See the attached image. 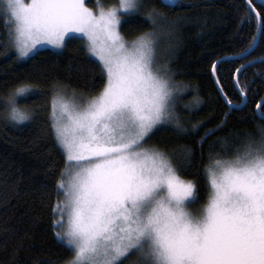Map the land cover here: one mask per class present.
Segmentation results:
<instances>
[{
  "label": "snow or ice",
  "instance_id": "6c2138e0",
  "mask_svg": "<svg viewBox=\"0 0 264 264\" xmlns=\"http://www.w3.org/2000/svg\"><path fill=\"white\" fill-rule=\"evenodd\" d=\"M161 3L178 6L176 0ZM247 3L257 36L238 53L241 59L258 38L264 40V15L252 0ZM144 8L145 0H120L118 8L96 14L85 0H5V14L15 23L17 62L34 60L47 45L62 55L71 34L81 33L106 77L99 95L87 100L75 93L69 100L54 85L48 130L41 133L51 134L65 157L56 184L65 199L51 209V226L73 253L66 264H126L132 256L135 264H264V129L243 151L228 139L210 146L204 166L208 202L198 212L189 210L200 199L197 184L180 175L192 166L195 150L187 145L171 152L144 147L161 126L172 125L177 136L198 135L202 127H184L175 112L177 86L153 68L155 29L167 17L151 9L143 23L153 31L137 37L131 47L121 35L123 25ZM178 24L179 18L170 26ZM36 94L38 88L23 84L0 95L7 120L35 122V112L21 110L17 103ZM257 108L264 109V101ZM259 115L264 118V110ZM215 131L200 137L201 153ZM216 143L220 151L213 152ZM46 195L41 192L42 198Z\"/></svg>",
  "mask_w": 264,
  "mask_h": 264
},
{
  "label": "trees",
  "instance_id": "16d2710c",
  "mask_svg": "<svg viewBox=\"0 0 264 264\" xmlns=\"http://www.w3.org/2000/svg\"><path fill=\"white\" fill-rule=\"evenodd\" d=\"M94 1L87 3L92 5ZM100 1L107 7L118 3ZM176 4L174 8L164 7L161 0H145L142 13L132 17L120 32L125 39L152 32L143 19L153 8L167 17V23H160L155 32L168 76L177 86L175 112L184 127H202L198 135L177 136L172 125L161 126L146 143L169 152L183 145L195 150L192 166L180 175L197 184L200 199L189 210L198 212L208 202L204 166L210 146L228 139L231 147L243 151L247 141L258 140L260 129H264V119L256 113L264 97V63L260 62L264 57V40L258 39L246 58L238 56L257 36V22L254 18L249 20L254 13H250L247 0H177ZM252 5L264 15L261 0H252ZM4 9L0 3V95L23 84L35 86L39 94L19 98L17 103L21 110L35 112V122H9L7 112L0 106V264H64L73 253L56 239L51 209L63 199L62 193L57 194L56 184L65 169V157L53 136L41 133L48 130L54 85L91 98L103 90L106 77L101 76L98 62L79 37H72L62 55L44 48L34 60L17 62L11 44L12 23ZM177 18L179 24L171 27ZM216 62V78L227 100L240 105L241 94L246 98L238 110L224 101L216 87ZM241 65L245 67L237 75L239 91L235 77ZM210 129H215V134L207 138L201 153L200 137ZM232 134H236L235 139ZM211 150L220 151V143ZM44 185L46 189H42ZM42 191L47 193L44 198Z\"/></svg>",
  "mask_w": 264,
  "mask_h": 264
},
{
  "label": "rangeland",
  "instance_id": "374dc122",
  "mask_svg": "<svg viewBox=\"0 0 264 264\" xmlns=\"http://www.w3.org/2000/svg\"><path fill=\"white\" fill-rule=\"evenodd\" d=\"M87 1H88V0H85V4H86V6H87L89 9L93 10V12H95L96 14H99V11H100L101 9L108 10V9H110V8H113V7L118 8V7H119V3H120V0H118V3H117L116 5H114V6H108V7H107V6H103V3H101L100 0H95V1L93 2L92 5H88ZM24 2H25V3H30L31 0H24ZM0 3H1V5H2V7L5 8V0H0ZM96 3H97V4H96ZM4 10H5V9H4ZM8 17H9V19L11 20V23H12V38H11V44H12V48H13V50H14V53L16 54L15 47H14V40H15V23L12 22V19L10 18L9 15H8ZM121 19H122V21H123V20H124V17L121 16ZM121 35H122V33H121ZM71 36H72V37H79V38H82V39L84 40V43H85V46H86V49H87V38H86V37H83L81 33H73V34H71ZM122 36H123V35H122ZM123 37H124V39H125V36H123ZM67 39H68V37H66V40H67ZM136 39H137V38H134V39H125V41L127 42L128 46L131 47L132 42H133L134 40H136ZM158 39H159V37H158V35L156 34V36L154 37V40L156 41V43H155V47H154L155 58H154V65H153V68H154V70L157 71L160 75H162V76H164L165 78H167V79L170 80V78H169V76H168L167 68H166L165 64L163 63V59H162V57H161L160 49H159V46H158V42H159ZM37 47L39 48L40 46L38 45ZM44 48L51 49V50H54V51H60V50H58V49H54L51 45H47V46H45ZM44 48H42V49H44ZM87 51H88V49H87ZM88 53H89V52H88ZM89 55H90V54H89ZM90 56H91V55H90ZM91 57L97 61V59H96L95 57H93V56H91ZM97 62H98V61H97ZM170 82H171V80H170ZM171 83H172V82H171ZM172 84H173V83H172ZM173 85H174V84H173ZM63 91H64V90H63ZM176 92H177V88H176V90H175V94H176ZM64 93L66 94L67 98H68L69 100H71V99L73 98V93H75V92H73V91H70V92L64 91ZM75 94H76V93H75ZM80 96H81V95L76 94V97H77V98L80 97ZM85 98H86V97H85ZM91 98H93V97H91ZM91 98H86V100H87V99H91ZM77 102H79V100H77ZM144 147H145V148H153V147L150 146V144H148V143H145V144H144ZM64 199H65V197L63 196V199H62L61 202H63ZM60 230H61V229H57V231H60ZM72 257H73V256H72ZM136 259H137V258H136L135 256H132V257H130V258L128 259V261H126V264H135ZM64 264H66V263H64Z\"/></svg>",
  "mask_w": 264,
  "mask_h": 264
},
{
  "label": "water",
  "instance_id": "95a60500",
  "mask_svg": "<svg viewBox=\"0 0 264 264\" xmlns=\"http://www.w3.org/2000/svg\"><path fill=\"white\" fill-rule=\"evenodd\" d=\"M176 2H177V0H176ZM259 39V38H258ZM258 39H257V43H258ZM257 43H256V45H257ZM256 47V46H255ZM254 47V48H255ZM253 48V49H254ZM253 49H250L249 50V52L250 51H252ZM228 58H230V57H228ZM225 59V58H224ZM222 60V59H221ZM221 60H219L218 62H220ZM218 62H216L214 65H217V63ZM237 75H238V72L236 73V77H235V84H236V87H237V89L240 91V89H239V86H238V82H237ZM213 79H214V82H215V84H216V87H217V89H218V91H219V93H220V95L222 96V98L224 99V101L226 102V101H228L227 100V98H226V96H225V94L223 93V91H221V87H220V85H219V83H217V78H216V73L215 72H213ZM242 95V97H243V102H242V104H240L239 106L240 107H242V106H244V104L246 103V98H245V96L243 95V94H241ZM264 100V97L261 99V101L259 102V104L262 102ZM228 104V103H227ZM229 105V104H228ZM233 105V104H232ZM230 106V105H229ZM231 107V106H230ZM239 107V108H240ZM256 113H257V115L260 117V115H259V113H260V109H258L257 107H256ZM261 118V117H260ZM262 119H264V118H262Z\"/></svg>",
  "mask_w": 264,
  "mask_h": 264
},
{
  "label": "bare ground",
  "instance_id": "6f19581e",
  "mask_svg": "<svg viewBox=\"0 0 264 264\" xmlns=\"http://www.w3.org/2000/svg\"><path fill=\"white\" fill-rule=\"evenodd\" d=\"M97 4V3H96Z\"/></svg>",
  "mask_w": 264,
  "mask_h": 264
}]
</instances>
